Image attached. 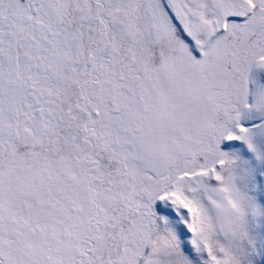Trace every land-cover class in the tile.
<instances>
[{
	"label": "snow or ice",
	"instance_id": "snow-or-ice-1",
	"mask_svg": "<svg viewBox=\"0 0 264 264\" xmlns=\"http://www.w3.org/2000/svg\"><path fill=\"white\" fill-rule=\"evenodd\" d=\"M0 264H264V0H0Z\"/></svg>",
	"mask_w": 264,
	"mask_h": 264
}]
</instances>
